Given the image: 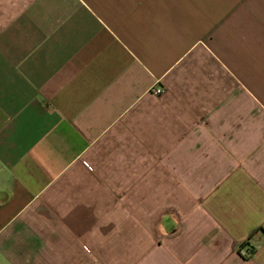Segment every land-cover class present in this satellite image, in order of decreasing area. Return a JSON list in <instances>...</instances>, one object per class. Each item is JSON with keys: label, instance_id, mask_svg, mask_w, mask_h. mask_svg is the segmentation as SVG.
<instances>
[{"label": "crops", "instance_id": "obj_1", "mask_svg": "<svg viewBox=\"0 0 264 264\" xmlns=\"http://www.w3.org/2000/svg\"><path fill=\"white\" fill-rule=\"evenodd\" d=\"M0 264H264V0H0Z\"/></svg>", "mask_w": 264, "mask_h": 264}, {"label": "built area", "instance_id": "obj_2", "mask_svg": "<svg viewBox=\"0 0 264 264\" xmlns=\"http://www.w3.org/2000/svg\"><path fill=\"white\" fill-rule=\"evenodd\" d=\"M161 93H162V89H160V88L154 89V94L155 95H160Z\"/></svg>", "mask_w": 264, "mask_h": 264}]
</instances>
